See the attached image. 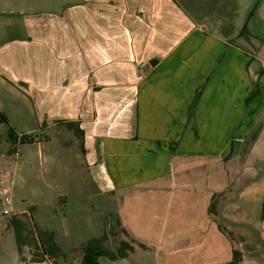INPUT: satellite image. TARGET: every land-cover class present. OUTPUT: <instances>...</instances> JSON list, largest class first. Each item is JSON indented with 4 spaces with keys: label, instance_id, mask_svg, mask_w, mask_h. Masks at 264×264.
Masks as SVG:
<instances>
[{
    "label": "crops",
    "instance_id": "0c3cea01",
    "mask_svg": "<svg viewBox=\"0 0 264 264\" xmlns=\"http://www.w3.org/2000/svg\"><path fill=\"white\" fill-rule=\"evenodd\" d=\"M260 23L264 0H0V264H82L104 235L134 249L100 264H264V174L245 160L264 133ZM37 162L80 175L42 190Z\"/></svg>",
    "mask_w": 264,
    "mask_h": 264
},
{
    "label": "rangeland",
    "instance_id": "374dc122",
    "mask_svg": "<svg viewBox=\"0 0 264 264\" xmlns=\"http://www.w3.org/2000/svg\"><path fill=\"white\" fill-rule=\"evenodd\" d=\"M252 27H253V25H252ZM253 32H255V34L258 35V38H260V41H258L257 43H254V45L257 46L259 52L262 53V56L264 58V23L257 24L255 26V29ZM2 125H4V123H0V126H2ZM0 139H1V141H4V135L3 136L1 135ZM5 155H6V157L10 156V158L13 159L12 158L13 155L11 156L9 153H7ZM3 156H4V153H2L0 151V161L2 160ZM229 156H231V155H229ZM246 159L248 161H250L251 163H254V162L258 163L259 165L257 168L261 169L262 173L264 174V164H262V162H264V133H263V136L260 139V141L255 146L254 150L250 151L249 157L248 158L245 157V160ZM69 170H71L70 173L68 172ZM51 171L54 172V177H56V178L69 177L70 180L75 178L76 176L80 175V174H78V170L76 169V167H73V166L71 168H65V167H60L59 164H56V166L51 169V167H48L47 164L42 165V164H39V162H37V165L35 167V174H32V178H31L33 182H36V184H33V185L35 187L43 190L46 187V185L43 182V180H45L44 177H45V175H50ZM53 184H54V187L52 189H53L54 193L58 192V193L64 194V192H66V189H65L63 184H60V183H53ZM251 191L257 195H262L264 192V183H262V182L257 183L251 189ZM74 203H76V200L73 202V204ZM4 207H5L4 203H0V219L5 224H7L9 218H12V215L3 214L2 210L4 209ZM72 207H73V205H72ZM59 208H62V206L59 205ZM59 212L62 213V210H60ZM122 232L124 233L125 236L127 235L126 232L124 231V229H122ZM5 241H6L5 238L0 239V251L6 255L8 247H7V244L4 243ZM55 242H56V240H55ZM57 246H58V244H57ZM108 246L111 249L113 248L111 246V244H109ZM106 262L112 263L111 260H104L103 264H105Z\"/></svg>",
    "mask_w": 264,
    "mask_h": 264
},
{
    "label": "trees",
    "instance_id": "16d2710c",
    "mask_svg": "<svg viewBox=\"0 0 264 264\" xmlns=\"http://www.w3.org/2000/svg\"><path fill=\"white\" fill-rule=\"evenodd\" d=\"M245 30H247L246 25L243 31ZM6 119L7 118L4 115L0 114V121ZM19 137L22 143L31 142L34 140L33 137L29 135H22ZM19 137L15 135V131L13 129H10V138L12 139L13 142H16ZM211 208L212 211L215 212L213 206ZM263 218H264V212H263ZM124 231L127 234V231L125 229ZM38 234L40 236L46 254H48L52 258L63 254L62 250L57 246L55 242L54 239L55 237L53 232L45 231L38 228ZM106 239H107V235H104L102 237L92 238L87 242V244L83 248L84 256H83L82 264H100L99 258L101 256H107L111 259L124 258L128 255L130 251L134 249L132 242H130L129 240H124L121 244V247L117 251H113L105 244ZM49 242L51 243L52 246L48 245Z\"/></svg>",
    "mask_w": 264,
    "mask_h": 264
},
{
    "label": "built area",
    "instance_id": "2783aa9c",
    "mask_svg": "<svg viewBox=\"0 0 264 264\" xmlns=\"http://www.w3.org/2000/svg\"><path fill=\"white\" fill-rule=\"evenodd\" d=\"M18 140L20 141V137L18 138ZM12 197L11 196H6L4 199H3V203L5 205L4 209L2 210V213L3 214H10L12 213Z\"/></svg>",
    "mask_w": 264,
    "mask_h": 264
}]
</instances>
